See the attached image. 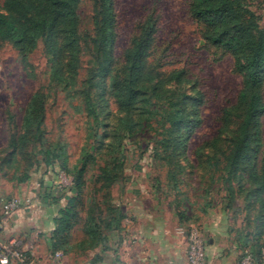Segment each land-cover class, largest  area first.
I'll return each instance as SVG.
<instances>
[{"label": "rangeland", "instance_id": "374dc122", "mask_svg": "<svg viewBox=\"0 0 264 264\" xmlns=\"http://www.w3.org/2000/svg\"><path fill=\"white\" fill-rule=\"evenodd\" d=\"M246 1L264 29V0ZM189 3L190 0H114L115 64L124 61V51L131 39L142 22L150 17L155 22V30L148 66L159 71L184 69L203 96L201 124L189 138L185 154L175 159L180 168L168 166L155 155L164 147L157 145L154 137L150 138V131L145 136L105 139V142L121 143L118 156L121 167L114 181L101 179L99 174L106 149L98 148V142L86 140L87 118L81 98L75 93L86 79L87 58L82 59L75 78L76 90L68 92L49 83L42 42L23 59L12 42L0 40V178L16 187L21 184L17 180L24 174L37 169L35 166H44L40 163L39 147L32 139H27L29 142L14 151L9 140L13 131L20 130L32 94L45 87L42 139L65 145L70 164L76 162L84 147L96 156V163L85 173L86 206L82 214L92 207L107 213V206L126 189L133 192L134 198L135 193L145 191L159 205L170 209L178 221L184 223L188 233L193 227L200 231V227L203 229L221 214L227 216L231 236L242 253L250 250L256 254L257 238L264 244V224L257 226L264 223V192L258 195L259 184L254 179L257 171L259 175L264 171V116L259 152L230 165L237 126L242 119V112L236 107L242 77L235 71L227 52L206 43L201 25L190 14ZM91 11L92 0H81L79 13L83 30L90 26ZM185 92L192 94L189 89ZM107 106L108 113L112 114L107 119L109 127H124L121 120L125 117L116 112L112 99ZM144 108L142 105L136 109L132 118L126 119L125 126L141 117L139 114H144L143 118L150 117ZM224 111L229 112L231 123L222 130ZM251 140L252 134L249 142Z\"/></svg>", "mask_w": 264, "mask_h": 264}, {"label": "trees", "instance_id": "16d2710c", "mask_svg": "<svg viewBox=\"0 0 264 264\" xmlns=\"http://www.w3.org/2000/svg\"><path fill=\"white\" fill-rule=\"evenodd\" d=\"M80 6L81 0H0V40L12 42L19 48L23 59L42 42L49 83L68 92L75 89V78L82 59L87 58L89 69L86 79L75 93L81 98L87 118L86 140L98 142V148L106 149L99 174L101 179L114 181L116 171L121 167L118 157L121 143L112 142L114 139L145 136L150 131V138L154 137L156 144L164 147L155 155L168 166L180 168L175 159L185 154L189 138L201 124V92L184 69L159 71L148 66L155 30V22L150 17L142 22L131 39L124 51V61L115 64L114 0H92L90 26L84 30ZM189 11L201 25L206 43L227 52L235 71L242 77L236 101L242 119L237 126L234 149L230 155V165L236 164L241 159L251 158L261 147L264 29L259 26L246 0H190ZM185 89L192 94H187ZM46 96L45 87L32 94L26 104L20 130L17 133L13 131L9 145L14 151L29 142L27 139H32L39 147L40 163L45 167L58 166L71 178L74 195L53 219L54 228L49 238L53 253H66L70 248L71 231L80 220L84 222V232L91 244H99L105 240L104 232L120 227L125 213L110 203L107 213L92 207L86 208L82 214L81 210L86 206L85 173L91 164L96 163V156L84 147L76 162L70 164L65 145L42 139L41 117ZM110 99L116 105V112L124 115L121 120L124 127H109L107 124L108 116L112 115L107 111ZM142 105L145 106L143 111L148 112L150 117L143 118L144 114H139L141 117L125 126L126 119H131L132 113ZM151 107L154 108L148 110ZM222 122V130L229 127L231 117L228 111L223 112ZM107 138L113 140L105 142ZM252 144L254 147H251ZM168 148L172 150L167 151ZM258 173L254 179L259 184L257 193L260 195L264 192V171L260 175ZM29 176L26 173L17 182L23 183ZM258 224L261 226L264 223ZM262 249L264 244L257 238L256 254L250 250L245 252H249L257 263L260 262ZM25 253L30 260V252Z\"/></svg>", "mask_w": 264, "mask_h": 264}, {"label": "crops", "instance_id": "0c3cea01", "mask_svg": "<svg viewBox=\"0 0 264 264\" xmlns=\"http://www.w3.org/2000/svg\"><path fill=\"white\" fill-rule=\"evenodd\" d=\"M132 193L126 189L113 200L125 217L119 228L104 232V242L91 244L80 220L71 231L69 250L60 251L57 261L49 238L53 219L74 195L71 178L57 166H40L16 187L0 178V196L18 195L32 201L7 219L0 214V244L23 243L30 252L31 264H186L188 230L184 223L147 192L135 193V198ZM200 232L205 246L204 264H237L243 253L231 236L227 216L212 219L203 229L200 227Z\"/></svg>", "mask_w": 264, "mask_h": 264}, {"label": "built area", "instance_id": "2783aa9c", "mask_svg": "<svg viewBox=\"0 0 264 264\" xmlns=\"http://www.w3.org/2000/svg\"><path fill=\"white\" fill-rule=\"evenodd\" d=\"M29 197H19L18 195L0 196V214L4 219L9 218L14 211L20 207H29L31 205ZM28 250L22 245L14 243L0 244V264H31V259L27 257ZM62 253L56 251L53 257L60 261ZM205 246L201 232L197 228H191L188 233L187 263L186 264H204ZM57 264H60L57 262ZM237 264H257L249 252H245L238 259ZM259 264H264V249L261 251Z\"/></svg>", "mask_w": 264, "mask_h": 264}]
</instances>
